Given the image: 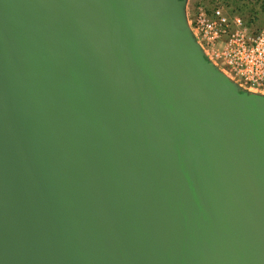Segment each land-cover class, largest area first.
I'll return each mask as SVG.
<instances>
[{"label":"water","instance_id":"1","mask_svg":"<svg viewBox=\"0 0 264 264\" xmlns=\"http://www.w3.org/2000/svg\"><path fill=\"white\" fill-rule=\"evenodd\" d=\"M182 0H0V264H264V100Z\"/></svg>","mask_w":264,"mask_h":264},{"label":"built area","instance_id":"2","mask_svg":"<svg viewBox=\"0 0 264 264\" xmlns=\"http://www.w3.org/2000/svg\"><path fill=\"white\" fill-rule=\"evenodd\" d=\"M193 37L206 58L242 91L264 89V25L251 27L222 6H199L191 20Z\"/></svg>","mask_w":264,"mask_h":264},{"label":"rangeland","instance_id":"3","mask_svg":"<svg viewBox=\"0 0 264 264\" xmlns=\"http://www.w3.org/2000/svg\"><path fill=\"white\" fill-rule=\"evenodd\" d=\"M182 2L183 12L185 9H187L186 12L188 15L186 21L192 20V17L195 15L199 6L203 5L208 9H212L216 5H219L222 6L225 11L230 14L241 15L246 21H254L255 28L264 25V0H182ZM212 66L214 69L217 68H215L214 65ZM217 70L218 68L216 69V71ZM248 94L258 100H264V89L256 90Z\"/></svg>","mask_w":264,"mask_h":264},{"label":"crops","instance_id":"4","mask_svg":"<svg viewBox=\"0 0 264 264\" xmlns=\"http://www.w3.org/2000/svg\"><path fill=\"white\" fill-rule=\"evenodd\" d=\"M186 10H187V9H185L184 12H183V16H184V19H185V21H184V22H185V26L187 27V29H188L189 31L192 32V31H193V27H192L191 20H189V21L187 20V21H186V18H187V15H188L187 12H186Z\"/></svg>","mask_w":264,"mask_h":264},{"label":"trees","instance_id":"5","mask_svg":"<svg viewBox=\"0 0 264 264\" xmlns=\"http://www.w3.org/2000/svg\"><path fill=\"white\" fill-rule=\"evenodd\" d=\"M243 17V16H242ZM245 20V19H244ZM246 21V20H245ZM248 23V25H250L251 27H254V21L250 20V21H246Z\"/></svg>","mask_w":264,"mask_h":264}]
</instances>
